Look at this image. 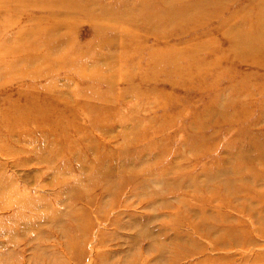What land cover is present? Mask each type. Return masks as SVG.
I'll return each mask as SVG.
<instances>
[{"label":"rangeland","instance_id":"rangeland-1","mask_svg":"<svg viewBox=\"0 0 264 264\" xmlns=\"http://www.w3.org/2000/svg\"><path fill=\"white\" fill-rule=\"evenodd\" d=\"M0 264H264V0H0Z\"/></svg>","mask_w":264,"mask_h":264}]
</instances>
